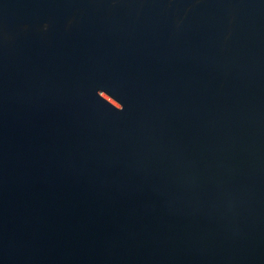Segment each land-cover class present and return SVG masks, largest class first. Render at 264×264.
<instances>
[{
	"label": "water",
	"instance_id": "water-1",
	"mask_svg": "<svg viewBox=\"0 0 264 264\" xmlns=\"http://www.w3.org/2000/svg\"><path fill=\"white\" fill-rule=\"evenodd\" d=\"M0 264H264V0H0Z\"/></svg>",
	"mask_w": 264,
	"mask_h": 264
}]
</instances>
